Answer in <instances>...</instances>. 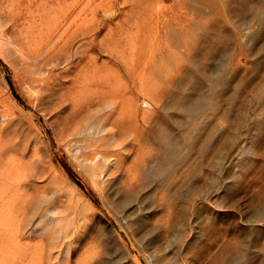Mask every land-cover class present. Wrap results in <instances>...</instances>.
I'll return each mask as SVG.
<instances>
[{"label": "rangeland", "instance_id": "rangeland-1", "mask_svg": "<svg viewBox=\"0 0 264 264\" xmlns=\"http://www.w3.org/2000/svg\"><path fill=\"white\" fill-rule=\"evenodd\" d=\"M11 1L0 0V27L7 28L0 29V134L16 131L7 138L26 149L2 154V164L20 162L18 172L0 173V188L16 183L36 140L51 141L47 151L39 146L45 166L88 207L80 235L65 241L72 251L63 264H264V0H180L173 14L195 12V33L181 49L179 74L140 129V145L122 150L120 168L101 190L65 151L57 152L54 122L71 107L35 93L44 79L31 71L35 57L26 70L30 61L16 43H34L45 25L35 11L28 29L6 20L18 16ZM84 64H70V76ZM133 168L138 179L128 188ZM29 182L42 189L47 178Z\"/></svg>", "mask_w": 264, "mask_h": 264}, {"label": "bare ground", "instance_id": "bare-ground-1", "mask_svg": "<svg viewBox=\"0 0 264 264\" xmlns=\"http://www.w3.org/2000/svg\"><path fill=\"white\" fill-rule=\"evenodd\" d=\"M11 2L17 4L18 16L11 19L8 15L6 20L28 29L37 12L45 25L40 34L33 36L34 43H16L24 59L32 56L37 61V66L31 68L29 60L26 70L31 68L34 75L44 79L36 84L34 92L41 91L44 98L59 103L62 109L71 107L54 122L58 126L57 152L65 151L93 187L101 190L105 179L120 168L122 150L130 144L140 145V129L149 125L154 108L178 76L183 60L181 49L187 47V40L195 33V12L183 19L173 14L180 0H25V5L22 0ZM1 27L4 32L5 22ZM41 53L43 58H39ZM102 57L108 60L97 64ZM82 62L83 67L71 77L68 66L79 67ZM61 66L62 71L56 74ZM68 82L69 87H65ZM195 110L190 105L189 115ZM1 131L0 158L18 149L25 151L21 140L7 138L14 130ZM22 136L25 140L27 134ZM47 141L43 144L36 140L32 159L16 183L0 188V264L68 263L72 249L69 244L66 248L65 241L71 234L80 235L88 216L83 197L65 190V178L51 175L49 165L45 166L39 146L47 151L51 144ZM164 152L166 149H162ZM19 162L17 158L0 162V173L18 172ZM134 171L126 173L128 188L135 185L132 181L138 177ZM44 176L47 182L42 189H30V180ZM54 250L56 257L51 253Z\"/></svg>", "mask_w": 264, "mask_h": 264}, {"label": "water", "instance_id": "water-1", "mask_svg": "<svg viewBox=\"0 0 264 264\" xmlns=\"http://www.w3.org/2000/svg\"><path fill=\"white\" fill-rule=\"evenodd\" d=\"M75 181H77V180L75 179Z\"/></svg>", "mask_w": 264, "mask_h": 264}]
</instances>
